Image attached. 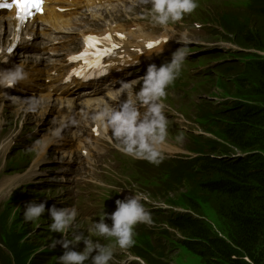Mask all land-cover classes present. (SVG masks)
Segmentation results:
<instances>
[{
    "label": "rangeland",
    "instance_id": "374dc122",
    "mask_svg": "<svg viewBox=\"0 0 264 264\" xmlns=\"http://www.w3.org/2000/svg\"><path fill=\"white\" fill-rule=\"evenodd\" d=\"M198 3L199 7L184 17L190 24L187 28L170 23L162 29L139 22L137 19L146 10L138 0L129 5L128 18L121 21V17L118 21L124 33L138 28L148 37L165 35L173 43L168 56H172L178 45L182 46L178 39L185 31L189 32L184 46L190 54L180 76L166 89L169 100H164V113L172 132L184 136L182 142H176L180 151L169 156L170 162L166 161L168 157L159 165L128 158L113 146L110 133L93 124V113L84 119L82 125L86 127H76V115L72 121L63 122L57 109L49 105L38 104L37 108L26 110L14 104L13 92L8 93V98H0V114L6 112L7 117L5 125L0 123V135L14 129L12 134L0 139V264H11L14 260L19 264H58L57 258L65 250L60 244L50 246L53 240L62 239L59 233L49 231L48 209L53 205L75 207L78 230L93 240L109 244V240L91 231L93 223L103 219V212L111 215L116 200L132 197L134 193L141 195L154 224L136 225L135 245L128 250L115 249L109 264H204L198 250L204 243L202 247L188 248L186 245L194 242L193 239L187 237V244H183L185 236L171 226L170 220L185 211L191 214V207H196L217 232V218L200 190L202 178L194 173L182 174V169L177 167L181 160L217 156L223 149L238 153L220 136V129L228 123L220 111L231 110L234 105H253L264 111L262 78L255 68L256 61L264 60V50L250 49L257 42L264 47V23L258 10L249 9L251 0H198ZM248 32L252 35L246 38ZM174 96H182L178 112L170 110ZM109 105L113 106L114 102L106 103ZM249 137L262 146L264 158V125L254 128ZM6 138L8 146L2 152ZM218 149L222 151L218 153ZM12 175L18 187L13 195L5 196L3 185ZM147 176L149 182L138 185L137 180H145ZM98 181L112 187H100ZM31 201L44 202L45 213L36 222H25L24 207ZM104 222L112 223L107 218ZM15 235L23 244L18 253L15 245L18 241L12 239ZM67 238H72L71 231ZM84 247L80 242L72 250L79 252Z\"/></svg>",
    "mask_w": 264,
    "mask_h": 264
},
{
    "label": "clouds",
    "instance_id": "9594fccd",
    "mask_svg": "<svg viewBox=\"0 0 264 264\" xmlns=\"http://www.w3.org/2000/svg\"><path fill=\"white\" fill-rule=\"evenodd\" d=\"M138 2L148 10L151 24L162 29L167 28L170 23L181 21L199 7L198 0H138ZM178 42L182 46L172 53L170 62L159 67L155 64L147 67L145 74L140 78L142 83L135 93V101L125 100L118 108L104 106L92 116L97 124L110 133L116 150L154 165L162 162L163 155L160 149L168 137V119L164 113V100L168 94L166 89L180 76L184 62L190 54L189 48L184 46L188 43V34L185 33ZM26 79L27 73L21 65L0 70V89L14 87ZM124 87L127 88L128 85L125 84ZM140 108L144 109L143 113ZM183 139V133L176 137L178 142H182ZM98 183L100 187H112L100 181ZM141 201L142 197L137 193L124 200L118 199L115 201L116 209L111 215L103 212V219L93 223L91 231L109 240L110 243L107 245L89 238L78 230V225L75 223L78 212L75 207L57 208L53 205L49 208L51 221L48 225L49 231L62 236L61 240H53L50 246L54 248L60 244L65 250L57 258L58 264H85V262L109 264L115 249L128 250L133 247L136 225L154 224L150 211ZM17 210L20 211L19 208ZM44 213V202L31 201L24 207L23 220L36 222ZM105 218L112 221L111 225L104 222ZM70 231L72 238L68 239L67 235ZM80 242L85 246L83 250L79 252L72 250V247Z\"/></svg>",
    "mask_w": 264,
    "mask_h": 264
},
{
    "label": "trees",
    "instance_id": "16d2710c",
    "mask_svg": "<svg viewBox=\"0 0 264 264\" xmlns=\"http://www.w3.org/2000/svg\"><path fill=\"white\" fill-rule=\"evenodd\" d=\"M261 2L264 0H251L249 9L258 10L264 23ZM251 35L248 32L245 37ZM250 49L264 47L257 42ZM255 68L264 90V60L256 61ZM230 109L220 111L228 120L220 136L238 153L218 149L222 152L217 156L202 155L178 168L182 174L194 173L202 178L200 190L216 215L217 232L196 207L190 211L197 217L184 213L170 224L185 236L183 244H187V237L193 239L188 248L204 243L202 249L198 248L204 264H264V158L262 146L249 137L254 128L264 125V111L253 105H234Z\"/></svg>",
    "mask_w": 264,
    "mask_h": 264
},
{
    "label": "bare ground",
    "instance_id": "6f19581e",
    "mask_svg": "<svg viewBox=\"0 0 264 264\" xmlns=\"http://www.w3.org/2000/svg\"><path fill=\"white\" fill-rule=\"evenodd\" d=\"M116 2H117V0H101L100 1V3L98 4V5H96V6H102V5H104L105 3H107L108 4V6H113V8L111 9V10H108L106 13H107V19H109L110 20V23H105L103 26H105L106 27V29L109 27V26H111V25H113V23H115V19L120 15V13H119V11L117 10V5H118V2H117V5H116ZM124 2H127V3H130V4H132L133 2H134V0H122V1H120L119 2V6H121ZM53 8V7H52ZM145 10H146V13H144L143 14V16H142V18H140V19H137L139 22H141V23H143V24H146V25H152L151 24V22H150V14H149V12H148V10L145 8ZM129 11H130V9H129ZM51 13L53 12V9L50 11ZM45 14V13H44ZM55 16H58V15H55ZM55 16H52L51 18H49L50 19V21L53 23V24H55V23H57V21H56V19H55ZM11 17H12V15H9L8 16V21L11 23ZM105 16H103V18H104ZM41 17H39L38 18V20L40 19ZM124 18H126V17H123V19ZM91 19H96V18H94V17H91ZM122 19V20H123ZM121 20V21H122ZM174 25V24H173ZM175 25L177 26V27H179V28H187L190 24H189V22H187L184 18L181 20V21H179V22H177V23H175ZM153 26V25H152ZM127 29H128V27H127ZM12 32H13V24L11 23V27H10V35L12 34ZM136 32H138V30H135V31H132V30H129L128 29V33H122V35H123V38H122V40H120V41H122V49H123V51H132L131 53H127V56H130V57H132V61L131 62H133L134 61V59H136L138 56H137V54L138 55H141V56H144L143 55V53H145L144 52V50H145V48H146V43L147 42H149V43H151L150 41H155V42H153V43H157V42H159V45L158 46H160V47H167L169 44L168 43H164V42H166V41H168V42H170L168 39L169 38H167L165 35H161V36H159V37H154L155 39H148V38H146V37H141V38H136L135 36H134V34L136 33ZM185 33H187V34H189V32L188 31H185ZM27 37H33V36H38V32L35 30V29H32V30H30L28 33H27V35H26ZM161 37V39H165V40H157L156 38H160ZM54 38H57V36L55 35V34H53V33H50V34H48V36L46 37V39H45V44H46V46L47 47H49V46H53L54 44H56V43H59V47L57 48V50H64L65 49V47H67V45H68V42H67V40L66 39H63V40H59V38L58 39H54ZM138 39H141L140 41L138 40ZM142 44H141V43ZM23 44H24V46H27V44L25 43V41L23 42ZM32 46L31 47H33V45H34V43H32L31 44ZM81 45H84V42H81ZM172 45H173V43L172 44H170V47H172ZM176 47H177V45H176ZM179 47H181V45H178V48ZM164 48V49H165ZM5 49H6V47H3L2 48V52L1 53H4V51H5ZM156 50H158V49H156ZM177 50V49H176ZM136 53V54H135ZM44 54H46V53H44ZM2 56V55H1ZM4 56V55H3ZM159 63H157V64H155L157 67H159V66H161L162 64H164V63H166V62H170V60H171V56H166V55H162V56H160L159 58ZM9 61V60H8ZM121 60H118L117 62H118V64H116V65H114V68H119V66H120V64H119V62H120ZM33 63V65H24V66H22L23 68H24V71L27 73V77L28 76H32V80L31 81H33L34 82V84H36L37 82V77H38V75H39V73H42L43 71H45L44 70V68L43 67H41V66H39V64H37L36 62H32ZM5 65V64H4ZM3 67H5V66H2V65H0V68H3ZM13 66H6V68H5V70L6 69H10V68H12ZM25 67H27V68H25ZM146 67V66H145ZM142 77V76H141ZM141 77H138V80H134L133 82H132V84H131V86H135V87H137V86H141V83H142V81H141ZM100 83V81H96V83L95 82H92V83H90V84H95V85H98ZM25 84V81H21L20 83H18L17 85H15L14 87H9V88H4V89H0V98H8V93H15V92H17V91H19V92H21L23 95H25V94H29V98H23V97H21V96H18V97H20L22 100H15V99H20V98H17V97H15L13 100H14V104L15 105H18V106H22V107H26L27 105H29V104H31L32 103V101L31 100H36V98H37V96L39 95V97H47V99H49V101H51V102H53V104H51V108H53V109H55V108H57V109H59L58 110V116H60L61 118H62V120H66V121H68L69 122V120H72V119H74V117H75V104L73 103V101H72V99H66V98H64L63 96H62V94H58L57 92H51V90H50V86H45L44 84H43V82H40L38 85H37V87L36 86H34V89H32V90H27V89H25L24 87H23V85ZM19 85H21L20 86V88L19 89H17L18 87H19ZM60 88H61V86H60ZM59 88V89H60ZM46 95V96H43V95ZM106 96H108V97H111L112 95H106ZM180 98H182V96H174L173 97V102L170 104V110L171 111H176V109H177V105H179V104H181L182 103V101H180L179 99ZM165 100H169L168 98H166ZM13 102V101H12ZM11 102V103H12ZM33 106L34 107H36L37 108V106L36 105H34L33 104ZM80 106H81V108H83V109H85L86 110V112H89V110H91V111H93L94 113L96 112V111H98L100 108H102V107H104L105 106V101H102V100H100V99H98V98H96V101H88V103L87 104H85V105H83V104H80ZM33 107V108H34ZM28 108V107H27ZM32 108V109H33ZM40 108V107H39ZM32 109H28V110H32ZM44 110V109H43ZM16 111H17V114L19 113V109L17 110L16 109ZM140 111H141V113H143V111H144V109L143 108H140ZM183 111V110H182ZM10 112V111H9ZM176 112H178V111H176ZM183 112H185V111H183ZM8 114V113H7ZM15 114V113H14ZM6 115V112L5 113H1L0 114V123H3L4 125H5V123H7V117L5 116ZM78 124H76V127H79L80 125L81 126H83V127H86V126H84V125H82L81 123H80V121L79 122H77ZM96 122L95 121H93V124H95ZM8 125V124H7ZM21 129V128H20ZM0 131H1V129H0ZM13 132H14V129H13ZM13 132H10V133H7V134H5V135H3V134H1L0 135V139H1V141H2V139L3 138H5V136H7V135H10V134H12ZM176 134L175 133H173L172 132V130H171V128H170V125L168 124V139H169V141H166L163 145H161V152H162V155H163V158H167V157H169V156H173V155H176V154H178V152L177 151H180V149H178L177 147H176V142H177V140H176ZM8 138H10V137H8ZM8 138H6V139H4L3 140V144H2V146H4V148L1 150L2 152L3 151H5V149L7 148V146H8V143H6V141L8 140ZM74 138L75 139H77L78 137L76 136V135H74ZM12 140V139H11ZM166 151H172L171 153H165ZM41 156V155H40ZM108 156V155H107ZM125 156H127V155H125ZM97 157L98 158H101V155H97ZM128 158H131V159H133L131 156H127ZM196 157H199V156H196ZM196 157H194V158H196ZM191 159H193V158H190V159H188V160H181L179 163H178V167H177V170H178V168L180 167V166H182V165H188L191 161ZM39 161V158H37L35 161H34V165L36 166V162H38ZM189 161V162H188ZM134 166H135V162H133L132 160L130 161ZM174 169H176V168H173V169H171V170H174ZM30 170V169H29ZM149 182V180H148V176H147V178L145 179V180H137V183H138V185L139 184H141L142 182ZM17 187H18V182H17V179L15 178V176L14 175H12V176H10V178H8L6 181H5V183H4V185H3V193H4V195L5 196H9V195H13L14 193H15V191H16V189H17ZM60 205H63L64 203H59ZM186 212V214H189L190 212H187V211H185ZM192 214V213H191ZM191 214H189V215H191ZM194 217H196V216H194ZM12 239L14 240V241H18L19 240V238H18V236L17 235H15L14 237H12ZM16 250H17V253L18 252H20L22 249H23V244H22V242L21 241H18L16 244ZM48 253V252H47ZM38 254H41V252L40 253H38ZM43 255H45V253H42ZM11 264H19L18 262H16L15 260L11 263Z\"/></svg>",
    "mask_w": 264,
    "mask_h": 264
},
{
    "label": "snow or ice",
    "instance_id": "6c2138e0",
    "mask_svg": "<svg viewBox=\"0 0 264 264\" xmlns=\"http://www.w3.org/2000/svg\"><path fill=\"white\" fill-rule=\"evenodd\" d=\"M15 5L17 16L16 18L20 21H25L32 17L33 12H41L43 11V0H11V3L4 4L0 3V7H11ZM95 41L94 37H86L85 43L91 46V43ZM149 48L153 47L152 44L148 45ZM88 55L87 50H85L79 59H84Z\"/></svg>",
    "mask_w": 264,
    "mask_h": 264
}]
</instances>
